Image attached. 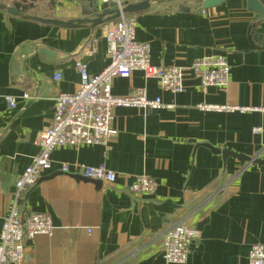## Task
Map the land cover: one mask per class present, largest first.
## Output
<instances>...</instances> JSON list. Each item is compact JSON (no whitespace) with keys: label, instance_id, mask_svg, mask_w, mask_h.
Returning <instances> with one entry per match:
<instances>
[{"label":"crops","instance_id":"1","mask_svg":"<svg viewBox=\"0 0 264 264\" xmlns=\"http://www.w3.org/2000/svg\"><path fill=\"white\" fill-rule=\"evenodd\" d=\"M21 1L0 0V233L16 183L51 125L55 97L78 90L77 62L92 76L109 65L105 33L117 21L66 29L34 20H85V6L96 4L102 12L101 0H35L18 16L2 9ZM146 1L156 5L134 13L135 37L150 44L153 65L188 68L222 55L231 67L229 83L204 89L186 70L184 91L174 95L141 71L115 79L114 96L142 89L170 108H117L113 143L53 152L52 170L43 178L58 175L42 178L20 204L25 215L49 214L56 230L27 241L24 264H165L162 236L178 223L200 232L185 264H249L251 247L264 245V166L215 151L264 160V47L254 40L255 13L246 0H226L202 13L193 0ZM257 33L264 35V24ZM91 37L97 45L90 56L83 46ZM26 93L34 100L26 103ZM7 96L19 107L11 109ZM199 105L237 110L202 111ZM101 164L116 173V182L96 185L62 174L63 165L73 174L78 165ZM140 176L157 182L155 194L128 193Z\"/></svg>","mask_w":264,"mask_h":264},{"label":"built area","instance_id":"2","mask_svg":"<svg viewBox=\"0 0 264 264\" xmlns=\"http://www.w3.org/2000/svg\"><path fill=\"white\" fill-rule=\"evenodd\" d=\"M101 1L115 2L121 12L115 24L105 33L110 56L109 65L100 74L92 76L85 63L77 62L76 67L81 76L78 90L72 94L59 93L55 97L53 120L38 140L40 151L31 158L30 164L16 183L12 208L0 233V264H24L27 241L37 236L52 237L55 233L56 227L49 214L30 212L25 215L22 213L20 201L25 192L36 186L52 170V154L56 149L93 144L108 146L113 143L118 135L114 127V111L117 108H170L160 97L149 99L142 89H136L125 97L114 96L112 86L115 79L130 78L133 72L141 71L145 78L158 80L164 91L174 95L184 91L186 70L191 71L200 80L204 89L225 88L229 83L231 67L222 55L195 60L188 68L153 65L150 44L136 40V15L122 12L123 0ZM96 45L97 40L91 37L83 46V51L91 56L96 52ZM34 98L28 93L23 95L26 103ZM5 100L11 109L19 107L16 98L7 96ZM198 108L215 112L237 110L230 106L199 105ZM260 131V128L254 129L255 133ZM62 172L71 173V170L68 165H63ZM74 173L108 185L117 179L116 173L104 164L78 165ZM157 189L158 184L153 178L140 176L127 191L131 195L143 197L155 194ZM199 238L200 232L186 223H178L168 229L162 236L165 264L187 263L191 245ZM249 264H264V245L255 244L251 247Z\"/></svg>","mask_w":264,"mask_h":264},{"label":"water","instance_id":"3","mask_svg":"<svg viewBox=\"0 0 264 264\" xmlns=\"http://www.w3.org/2000/svg\"><path fill=\"white\" fill-rule=\"evenodd\" d=\"M34 1L35 0H22L21 2L14 3L13 6L10 7L2 6V9L6 10L9 14L13 16H18L21 12L27 11L29 8L33 7L31 6L32 4H28V2H34ZM225 1L226 0H193V2L197 4L196 11H198V13H202L209 9L219 7L222 4H224ZM137 2L138 3L133 5L124 2L122 4L123 7L122 12L125 14H134L148 10L152 8V6L156 5L155 2H149L146 0H137ZM246 2L248 9L253 13H255V18H254L255 24L253 26L254 40L256 41L257 44L264 47V35L257 33V30L264 24V0H246ZM102 6H103L102 12L100 11L99 7L96 4L85 6L86 7L85 15L87 17H90L85 20H77V21H69V22H61L53 19H40V18H36L34 20H36L39 23L58 27V28H66V29L80 28L83 25H88V24L91 25L92 28H98L103 25L114 22L121 16V12L119 11L118 5L115 2L104 3ZM180 9L185 12L190 11V9L185 5L180 6ZM215 151L221 153L225 159L228 157L238 158L241 160L243 165L247 163V164H257L259 166H264V160L258 159L257 157L248 158L244 156H238L227 150L220 151L216 149ZM62 174L73 177L79 181L82 180V181L94 183L96 185H101L100 181L88 179L76 173L72 174V173L62 172ZM55 175L58 174H54L50 177L43 179H51L55 177Z\"/></svg>","mask_w":264,"mask_h":264}]
</instances>
